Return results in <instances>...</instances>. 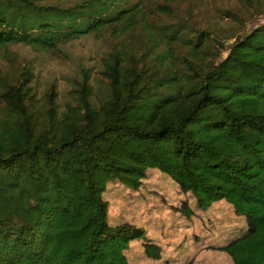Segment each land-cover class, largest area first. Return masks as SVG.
Returning <instances> with one entry per match:
<instances>
[{"label":"trees","instance_id":"trees-1","mask_svg":"<svg viewBox=\"0 0 264 264\" xmlns=\"http://www.w3.org/2000/svg\"><path fill=\"white\" fill-rule=\"evenodd\" d=\"M171 1L0 0V54L10 62L0 69V264H142L127 252L147 236L109 223L104 193L114 181L138 190L155 168L199 210L230 203L249 227L219 249L234 264H264V25L224 59L202 58L210 34L164 22ZM106 33L151 45L102 58L104 97L94 100L83 68L64 109L55 86L37 104L33 71L18 69L10 48L51 52ZM143 245L161 258L158 245Z\"/></svg>","mask_w":264,"mask_h":264},{"label":"rangeland","instance_id":"rangeland-1","mask_svg":"<svg viewBox=\"0 0 264 264\" xmlns=\"http://www.w3.org/2000/svg\"><path fill=\"white\" fill-rule=\"evenodd\" d=\"M137 1L130 0L123 6L130 7ZM166 1L153 0L156 6ZM172 1L170 5L174 12L162 15L164 22L185 24L190 33L197 29L210 34L209 50L201 55L202 58L214 61L224 59L229 52V45L237 37H243L254 28L264 25V0ZM139 42L136 38L114 39L106 33L103 36H82L51 52L39 51L24 44L13 45L10 49L18 69L29 67L33 71L32 88L36 103L47 106L46 94L55 86L58 92L56 103L60 109H64L67 103L72 102L70 93L74 82L80 79L81 69L90 70L96 101L98 97L106 95L107 82L100 73L102 58L115 46L129 45L141 53L147 45H151L145 42L141 48ZM163 48V45L154 48V54H150V57ZM178 49L182 54L189 55L187 48ZM0 69H10L9 60L2 54ZM104 198L109 202V223L135 224L144 231L140 239L147 236L146 241L151 243L160 238L161 247L158 246L161 258L162 252H171L173 248L178 253L173 264H234L230 255L219 248L241 236L249 227L246 218L237 214L226 200L215 202L210 207H215L212 212L198 211L194 197L182 194L179 185L156 168L147 171L138 190L119 181L109 183ZM146 241L132 244L127 252L129 261L152 264V259L144 249L143 243Z\"/></svg>","mask_w":264,"mask_h":264},{"label":"crops","instance_id":"crops-1","mask_svg":"<svg viewBox=\"0 0 264 264\" xmlns=\"http://www.w3.org/2000/svg\"><path fill=\"white\" fill-rule=\"evenodd\" d=\"M181 190V189H180ZM182 192V191H181ZM182 194H184L185 195V193H183L182 192ZM212 210H215V207H212V208H210V209H208L207 211H205V212H212ZM198 211H199V209H198ZM201 211V210H200ZM195 212V211H194ZM201 212H203V211H201ZM204 212V213H205ZM150 232V231H149ZM159 239L160 238H157L155 241H153L152 243H154V244H157V245H161V243H160V241H159ZM138 240H133L132 242H131V247H132V244H134L135 242H137ZM226 245V244H225ZM161 247V246H160ZM163 248V247H162ZM164 250H165V248H164ZM222 252H224V251H222ZM178 253L176 252V250L173 248L172 250H171V252H162V258H160V259H158V260H154V259H152V264H173L174 262L173 261H176L177 259H175L176 258V256H178L177 255Z\"/></svg>","mask_w":264,"mask_h":264}]
</instances>
